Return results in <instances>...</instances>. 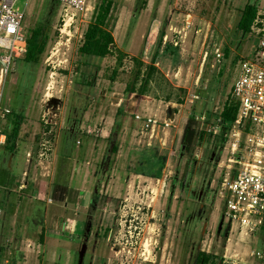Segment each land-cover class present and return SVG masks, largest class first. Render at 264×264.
<instances>
[{
  "label": "rangeland",
  "instance_id": "rangeland-1",
  "mask_svg": "<svg viewBox=\"0 0 264 264\" xmlns=\"http://www.w3.org/2000/svg\"><path fill=\"white\" fill-rule=\"evenodd\" d=\"M102 1L70 20L68 36L58 30L64 23L58 1L30 0L24 21L27 36L42 27L47 47L37 64L14 59L4 85L1 108L25 114L29 132L19 135L15 151L0 144V179L10 174L19 182L24 177L30 142H35V153L42 115L48 102L56 101L50 108L55 122L52 159L34 161L36 180L44 179L58 202L48 205L46 228L39 230L38 240L32 238L40 244V254H30V264H194L199 250L222 255L223 264H260L251 251L261 250L263 240L242 241L223 217L218 165L227 145L208 129L231 96L239 63L253 58L264 41V0H148L138 16L136 0H112L116 49L128 55L115 79L116 56L102 59L79 51ZM257 1L259 22L244 36L238 29L242 10ZM162 31L168 40L164 43L163 38L158 47ZM158 48L156 64L164 78L148 95L127 94L131 58L141 56L150 63ZM217 49L229 52L221 62ZM168 94L173 95L170 102ZM194 94L199 99L192 102ZM119 109L122 114L117 116ZM137 113L172 120L173 126L157 128L152 137L143 135ZM5 123L0 118L1 132L10 130ZM103 130L106 140L100 136ZM18 197L13 192L8 209L0 208L8 211L6 218L0 215V260L16 254L15 237L29 230L25 221L31 210L18 207ZM53 210L61 221L76 219L75 234L63 227L60 240L51 235L56 231ZM90 224L92 236L80 260L82 237Z\"/></svg>",
  "mask_w": 264,
  "mask_h": 264
},
{
  "label": "built area",
  "instance_id": "built-area-1",
  "mask_svg": "<svg viewBox=\"0 0 264 264\" xmlns=\"http://www.w3.org/2000/svg\"><path fill=\"white\" fill-rule=\"evenodd\" d=\"M0 0V118H6L11 111L1 108V99L6 79L11 71L14 59L24 58L27 53L28 39L24 26L26 9L30 0ZM64 12V23L58 29L60 34L70 35L75 16L87 11L97 0H56ZM65 17H69L68 20ZM259 18L256 21V25ZM164 43L168 36H164ZM70 37L67 42H70ZM178 45V41L175 42ZM259 51L251 59L239 63V74L232 86L231 98L238 103L235 122L224 134L227 153L219 163L220 182L217 192L222 205L223 217L231 232L242 241L262 239L264 242V41ZM54 57L50 53L48 61ZM216 59L221 62L224 53L216 50ZM54 61H50L52 64ZM50 88V87H49ZM192 102L199 96L192 95ZM135 119L141 124L140 133L150 134L157 128L168 129L172 120H161L156 115L139 114ZM43 129L37 143L36 152L30 151L27 157L39 164L50 162L54 151V125L49 108L42 115ZM221 118L210 125L208 132L221 134ZM6 143V136L0 134V144ZM198 156V154H197ZM27 175V173L25 174ZM52 203V200H48ZM3 211L0 209V215ZM29 248L32 244L28 243ZM251 255L260 264H264V246L261 250H252ZM0 264H23L11 259L0 260Z\"/></svg>",
  "mask_w": 264,
  "mask_h": 264
},
{
  "label": "trees",
  "instance_id": "trees-1",
  "mask_svg": "<svg viewBox=\"0 0 264 264\" xmlns=\"http://www.w3.org/2000/svg\"><path fill=\"white\" fill-rule=\"evenodd\" d=\"M59 3V2H58ZM148 6V0H136L135 15L138 16ZM114 9V3L112 0H103L95 9L93 20L88 25V28L84 34V41L79 51L82 55L96 56L99 58H106L110 55L116 56V67L113 69L112 78L115 79L120 69L124 65V60L127 58V54L122 49H116V40L114 37V26L112 24V12ZM259 2L248 3L242 10V15L238 23V29L244 36L251 34L256 21L260 18ZM164 37V31L161 32L160 41L158 47L161 45ZM47 47V37L42 27L34 29L32 35L28 39L27 53L24 60L29 63H39L40 58L45 52ZM159 48L155 51L150 63H146L141 56L132 57L133 69L132 78L126 86V93L129 95H148L153 85H159L158 80L164 78L162 72L157 66V60L159 57ZM229 52L226 50V55ZM224 54V56H226ZM185 92V90H183ZM171 94H168L166 101L172 100ZM177 103L182 104V100L178 99ZM238 113V103L234 101L231 96L225 102L221 113L218 118H221V134L222 146L226 142L224 134L235 122ZM122 114V110L117 111V116ZM7 129L3 133L6 135L5 147L11 151H14L16 147L17 139L19 138L22 125L24 123L23 114H14L12 111L6 116ZM194 117L190 119L192 123ZM114 135H112L113 137ZM111 139V138H110ZM113 140V138H112ZM112 153L118 152V145H114L111 149ZM228 226V225H227ZM230 229V227L228 226ZM222 255H216L213 252H206L199 250L194 264H223Z\"/></svg>",
  "mask_w": 264,
  "mask_h": 264
},
{
  "label": "crops",
  "instance_id": "crops-1",
  "mask_svg": "<svg viewBox=\"0 0 264 264\" xmlns=\"http://www.w3.org/2000/svg\"><path fill=\"white\" fill-rule=\"evenodd\" d=\"M26 117V115L24 114ZM24 117V118H25ZM6 124V123H5ZM26 126V123L24 122L21 128L20 134H22V131L25 133L29 132L26 131L24 128ZM6 127L8 125L6 124ZM0 133H3L0 131ZM4 135V134H3ZM6 136V135H4ZM103 139L108 138V134L106 130H103V133L100 135ZM29 137H27L28 139ZM30 148L33 151V148L35 146V142H30ZM103 143L104 140H103ZM5 145V144H4ZM17 147H15L14 151ZM34 160L29 162V167L25 171L24 177L18 182L17 180H12V177L10 174H6L0 179V208L1 206L8 209L10 204L12 203V193L17 192L19 195L18 197V207L22 206V208L30 209L31 210V216L26 217V224L30 223L29 230L26 227L27 233L26 234H17L15 237L16 242V254L11 257L10 259L13 261H21L23 264H30L29 258L30 254L36 252L39 253L37 249L40 248V244L37 242V244L32 240V238H36L37 233L39 230H43L46 228L47 224V218H48V205H54L58 201V198H54V190L50 186L46 184V181L44 179L36 180L37 171L35 166ZM39 164V163H38ZM41 166V165H40ZM19 185L17 190H11L10 187L14 185ZM2 190H6L7 192L4 195H2ZM79 190V189H78ZM81 191V190H80ZM82 192V191H81ZM80 197V195L78 196ZM49 199L52 200V203H49ZM54 199V200H53ZM65 204L68 205V201L64 200ZM3 209V208H2ZM4 215V218L7 217L8 211H4L2 214ZM57 213L55 210L52 211V214L50 215V218L53 217V227H55L56 231H54L51 235L56 238V240H60L62 238V234L60 233V230H62L63 227L70 228V234H75L76 230V219L66 217L63 221H61V218L56 216ZM34 216H37V218H34ZM18 229L22 227V225H19L17 223ZM49 239V236L47 237V240ZM38 240V239H37ZM47 240L45 241V245L47 243ZM28 243L32 244V248H29L27 245ZM1 250V248H0ZM1 253V252H0ZM40 254V253H39ZM40 260V259H39Z\"/></svg>",
  "mask_w": 264,
  "mask_h": 264
},
{
  "label": "water",
  "instance_id": "water-1",
  "mask_svg": "<svg viewBox=\"0 0 264 264\" xmlns=\"http://www.w3.org/2000/svg\"><path fill=\"white\" fill-rule=\"evenodd\" d=\"M53 102H56L55 100H50L49 102H48V104H47V108H52V107H55V105H53ZM86 249H87V241L86 242H84L83 243V247H82V249L80 250V253H79V255H80V260H81V258H83L84 257V255H85V252H86Z\"/></svg>",
  "mask_w": 264,
  "mask_h": 264
},
{
  "label": "flooded vegetation",
  "instance_id": "flooded-vegetation-1",
  "mask_svg": "<svg viewBox=\"0 0 264 264\" xmlns=\"http://www.w3.org/2000/svg\"><path fill=\"white\" fill-rule=\"evenodd\" d=\"M88 227L89 228L88 229L86 228V231H85V233H84V235L82 237L83 238L82 247H83V243L85 241H88L89 237L92 236V233H91V224ZM97 234H98V232L95 233L94 237L97 236ZM96 241H97V239H96ZM94 247H95V243H94ZM94 247H93V249H95Z\"/></svg>",
  "mask_w": 264,
  "mask_h": 264
}]
</instances>
